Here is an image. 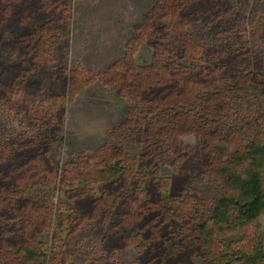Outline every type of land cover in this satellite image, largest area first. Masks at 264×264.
<instances>
[{"label": "rangeland", "instance_id": "obj_1", "mask_svg": "<svg viewBox=\"0 0 264 264\" xmlns=\"http://www.w3.org/2000/svg\"><path fill=\"white\" fill-rule=\"evenodd\" d=\"M58 1H64L59 3L62 9L51 23L44 47L50 55V62L53 61L51 63L61 71H57L55 78L51 71L31 75L29 80L40 83L38 91L13 95L12 101L10 93L0 97V151L6 157L14 156L22 142L38 134L28 124V116L23 112L30 96L31 107L42 113L50 111L57 124L60 123L59 114L65 113L63 125L57 133L59 143L51 148L47 156L54 171L42 166L40 178L33 177L35 181L37 178L41 180L37 187L26 190L18 198L22 204L28 200L39 201L40 207L36 203L33 208L28 206L27 217L31 224L37 223L40 231L32 232L16 221L15 216L0 212V247L15 249L31 240L29 248L37 253L34 264H140L136 245H129L132 247L126 250L119 249L112 256L114 259L110 258L106 247L117 232L110 226L105 227L97 219L98 216L79 210L80 204H87L90 198L84 197L79 202L77 191L89 192L90 189L96 198H100L99 186L89 185L87 179L99 178L103 169L100 166L106 165L109 160H117L115 163L119 162L124 167L127 176L144 179L146 184L140 183L137 188L129 186L131 192L137 190L143 202L154 200L147 184L150 182L149 175L141 165V161L147 160L144 131L134 129L130 134L123 133L126 120L133 119L131 116L146 106L121 93L117 82L123 73L114 72L112 83L110 79L100 82L97 77L109 66L126 59L139 68H147L155 62L156 53H171L167 50L172 49L182 55L176 30H181L189 38L191 48L188 60H179L176 55L169 60L168 56H164L166 64L180 65L185 69L192 66L196 69L212 68L219 72V81L232 80L240 72L264 75V0H223L218 9L211 11L206 7L205 11L195 13L194 19L175 18L164 25H159L153 18L160 0ZM46 19L35 18L32 24L39 26ZM144 31L151 37L140 44ZM14 37L9 30L4 33V38L10 41ZM194 57L199 61L192 63ZM24 60L19 51L7 48L1 53L0 65ZM63 72L68 76L74 74V77L66 79L64 87L63 81L58 79L59 74L64 75ZM78 79L79 87L75 88L71 84ZM202 80L199 79L200 82ZM185 85H189L187 81L182 82L180 88ZM58 96L59 99H53ZM232 109L233 117L229 125L234 131L224 135L229 143V146H223L227 156L240 147L234 142V137H241L240 143L243 140L245 147L256 134L264 132L263 96H238ZM108 144L110 151L104 149ZM166 146L165 143L157 153L156 160L162 164L152 185L168 206L179 209L188 218L205 221L225 197L217 178V169L201 154L198 160L204 162L202 167H195L194 170L188 167L185 153H195L199 148L194 131L187 130L176 137L175 144ZM89 155L93 159L87 162ZM108 156L109 159L105 160ZM72 164L75 168L71 170V179L63 180L64 168ZM56 168L58 171L55 172ZM77 176L86 179L81 182ZM180 176H187L182 184V198L177 194L172 196V188L175 185L177 190L176 179ZM3 177L0 173V183ZM260 223L264 231V212ZM210 229L217 232L212 226ZM139 234L136 229L132 236L136 242H139ZM240 239L238 234L213 237L210 244L201 249L202 253L195 255L193 264H212L221 253L223 241L228 246Z\"/></svg>", "mask_w": 264, "mask_h": 264}, {"label": "trees", "instance_id": "obj_2", "mask_svg": "<svg viewBox=\"0 0 264 264\" xmlns=\"http://www.w3.org/2000/svg\"><path fill=\"white\" fill-rule=\"evenodd\" d=\"M222 1L160 0L153 18L159 25L175 18L194 19L195 13L205 11L206 7L211 11L213 8L218 9ZM63 2L0 0V58L3 51L11 48L19 51L25 59L20 63L0 65V97L10 93L12 101L13 95L38 91L40 83L29 80L33 74L51 71L54 78L57 76L60 69L51 63L53 61L50 62L44 41L52 21L57 17L56 13L62 9L59 3ZM68 7L70 10L69 5ZM43 17L47 18L43 24H32L35 18ZM8 30L15 35L12 41L4 38V33ZM176 32L182 55L172 49L167 50L171 53H156L155 62L147 68H139L126 59L109 66L97 77L100 82L110 79L112 83L114 72L123 73L117 82L121 93L146 106L143 110L136 111L131 116L133 119L126 120L123 133L130 134L134 129L144 131L147 160L141 161V165L149 175L150 182L147 184L154 200L143 202L139 199L137 190L131 192L129 186L137 188L140 183L146 184L144 179L143 182L137 176H127L124 167L119 162L115 163L117 160H109L104 166H100L99 162V166L103 167L99 178L87 179L89 185L99 186L100 198H96L90 189L89 192L77 191L80 195L79 202L84 197L90 198L87 204H80L79 210L84 214L98 216L97 219L105 227L110 226L117 232L108 248L106 247L112 259L117 250H126L136 245L141 257L140 264H193L195 255L202 253L201 249L210 244L213 237L223 235L224 238L238 234L241 239L236 244L227 246L224 241L221 243V253L212 264H264V231L260 223L264 212V132L256 134L253 141L245 147L243 140L240 143L241 137H234V142L240 147L230 156L226 155V148H223L229 146L225 140L227 132L234 131L229 122L233 117L232 105L236 97L250 98L253 94L264 97V75L240 72L232 80L219 81V72L212 68L196 69L192 66L185 69L180 65L166 64L164 56H168L169 60L174 58L173 55L184 62L188 60L191 48L189 38L181 30ZM150 37L144 31L140 36V44L149 41ZM198 61L195 57L194 60L191 59L192 63ZM63 74H59L58 79L63 81L64 87L66 79L74 77V74ZM190 76L197 78L192 80ZM202 78L204 80L200 82L199 79ZM79 80H74L71 85L79 87ZM184 81L189 85L182 89L180 87ZM53 99L57 100L59 96ZM31 100L32 96L25 102L23 112L28 116V124L38 134L22 142L14 156L6 157L0 151V173L4 176L0 183V212L15 216L16 221H20L32 232H38L40 227L35 222L31 224L27 210L29 205L33 208L34 203L40 207L39 201L28 200L22 204L18 198L26 190L37 187L41 181L38 178L42 166L54 171L47 156L51 148L59 143L57 133L63 125L65 113L59 111L60 123L57 124L50 111L42 113L32 108ZM187 130L194 131L198 136L199 146L195 153H185L190 165L188 167L191 170L201 168L204 162H200L198 157L200 154L204 156L217 169L218 181L225 192V197L217 203L213 213L205 221L188 218L179 209L168 206L152 185L157 180L158 169L162 164L156 160L157 153L165 143L166 147L175 144L176 137L185 134ZM109 147L108 144L104 149L110 151ZM92 159L93 156L89 155L86 161ZM108 159L109 156L105 160ZM142 166L141 174L144 173ZM73 168L74 164L64 168L63 180L71 179ZM56 169L55 172L58 171ZM34 176H38L37 181L33 180ZM77 177L81 182L86 179ZM186 179L187 176L176 179L177 190L174 185L172 196L177 194L182 198V184ZM33 214L34 210L32 216ZM210 226L217 232L209 230ZM136 229L140 232L139 242L132 237ZM31 244L30 240L28 244L23 243L15 249L0 247V264H34L37 253L29 248Z\"/></svg>", "mask_w": 264, "mask_h": 264}]
</instances>
